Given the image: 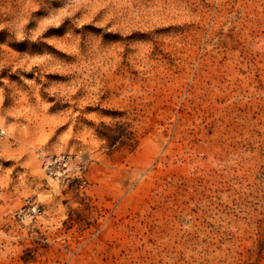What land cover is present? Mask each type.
<instances>
[{
	"label": "rangeland",
	"instance_id": "374dc122",
	"mask_svg": "<svg viewBox=\"0 0 264 264\" xmlns=\"http://www.w3.org/2000/svg\"><path fill=\"white\" fill-rule=\"evenodd\" d=\"M0 264H264V0H0Z\"/></svg>",
	"mask_w": 264,
	"mask_h": 264
}]
</instances>
